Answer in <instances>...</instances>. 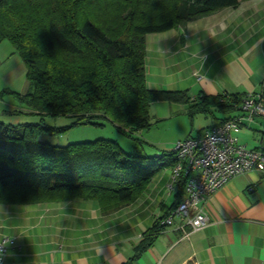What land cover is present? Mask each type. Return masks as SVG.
<instances>
[{
	"label": "trees",
	"instance_id": "obj_1",
	"mask_svg": "<svg viewBox=\"0 0 264 264\" xmlns=\"http://www.w3.org/2000/svg\"><path fill=\"white\" fill-rule=\"evenodd\" d=\"M245 1L0 0V44H12L30 84L27 94L16 95L21 107L4 113L76 118L75 125L108 119L127 134L149 128L157 102L190 105L191 117L221 112L228 117L220 122L232 119L246 95L192 98L187 90L150 89L146 38ZM67 128L0 120V205L81 199L98 202L108 215L134 203L161 171L177 163L173 151L144 157L126 153L113 140L65 147L42 140ZM186 182L182 176L176 183L173 204L162 207L126 264L169 226L165 221L183 201Z\"/></svg>",
	"mask_w": 264,
	"mask_h": 264
},
{
	"label": "crops",
	"instance_id": "obj_2",
	"mask_svg": "<svg viewBox=\"0 0 264 264\" xmlns=\"http://www.w3.org/2000/svg\"><path fill=\"white\" fill-rule=\"evenodd\" d=\"M146 46L147 80L152 90H187L192 98L261 92L264 0L242 2L237 8L171 31L149 34ZM155 104L159 121L182 112L190 116V105L157 102L152 106ZM6 111L10 110L1 112ZM215 114H211L216 119L212 125L228 117L218 119ZM5 116L11 124L22 123L20 116ZM244 129L252 131L256 142L251 149L264 147V119L257 118ZM171 185L172 171L166 168L134 203L108 215L98 202L81 199L0 205V239L10 238L4 264H126L144 233L161 216L162 207L173 204ZM203 208L209 217L205 228H180L181 220L176 217L132 264H264L262 173L237 176Z\"/></svg>",
	"mask_w": 264,
	"mask_h": 264
},
{
	"label": "built area",
	"instance_id": "obj_3",
	"mask_svg": "<svg viewBox=\"0 0 264 264\" xmlns=\"http://www.w3.org/2000/svg\"><path fill=\"white\" fill-rule=\"evenodd\" d=\"M264 119V90L247 94L239 114L232 119L203 129L197 137L177 141L172 151L177 163L171 169V191L182 176L187 179L185 196L179 207L165 224L174 218L181 220L180 228L190 227L199 231L209 224L203 205L217 191L237 176L250 171L264 175V147L251 149L242 143L240 133L255 119ZM10 238L0 239L6 246L0 248L4 260L8 254Z\"/></svg>",
	"mask_w": 264,
	"mask_h": 264
},
{
	"label": "rangeland",
	"instance_id": "obj_4",
	"mask_svg": "<svg viewBox=\"0 0 264 264\" xmlns=\"http://www.w3.org/2000/svg\"><path fill=\"white\" fill-rule=\"evenodd\" d=\"M29 91L30 84L21 57L15 52L10 42H3L0 44V120L10 124L8 117L1 111L4 109L11 111L14 106L21 107L16 95H25ZM157 109V104L151 107L149 128L133 134L120 131L108 119H94L92 122L97 124L75 125L76 118L50 116L42 118L37 115H23L20 116L22 119L20 124L43 121L46 125L57 129L70 127L58 135L44 134L42 136L43 141L54 146L65 147L100 139L113 140L128 154L161 158L164 152L173 149L177 141L197 136L203 128L216 122L211 114H197L192 118L187 114L184 115L186 112H182V115L176 114L172 119L159 121L160 119L158 120L156 115ZM215 115L218 119L228 116L221 112H216ZM13 124L18 125L19 123ZM241 133L240 139L248 144V148H253L256 142L252 138V131L244 129Z\"/></svg>",
	"mask_w": 264,
	"mask_h": 264
},
{
	"label": "clouds",
	"instance_id": "obj_5",
	"mask_svg": "<svg viewBox=\"0 0 264 264\" xmlns=\"http://www.w3.org/2000/svg\"><path fill=\"white\" fill-rule=\"evenodd\" d=\"M6 246L4 243H0V248ZM0 264H4V254L0 252Z\"/></svg>",
	"mask_w": 264,
	"mask_h": 264
}]
</instances>
